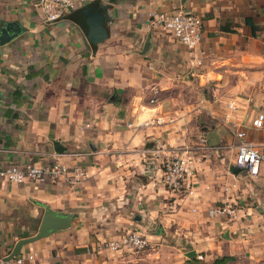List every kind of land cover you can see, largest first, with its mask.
I'll return each instance as SVG.
<instances>
[{"label":"crops","instance_id":"obj_1","mask_svg":"<svg viewBox=\"0 0 264 264\" xmlns=\"http://www.w3.org/2000/svg\"><path fill=\"white\" fill-rule=\"evenodd\" d=\"M35 3L0 0V168L58 160L87 178L72 187L0 181V256L50 212L68 224L23 244L19 253L35 254L24 264H185L189 252L203 264L220 256L264 264V161L255 179L230 170L232 129L264 107V96L252 97L264 89V0H89L53 23ZM179 8L202 22L191 52L147 21L149 12ZM210 87L225 97L204 95ZM155 118L164 124L136 128ZM159 137L200 148L194 198L158 183L148 151ZM245 141L264 154V127ZM225 197L240 205L236 223L217 211ZM129 229L149 248L94 251Z\"/></svg>","mask_w":264,"mask_h":264},{"label":"built area","instance_id":"obj_2","mask_svg":"<svg viewBox=\"0 0 264 264\" xmlns=\"http://www.w3.org/2000/svg\"><path fill=\"white\" fill-rule=\"evenodd\" d=\"M89 0H36L35 6L40 12L44 23H53L66 15L77 6L86 4ZM147 21L152 29L168 33L186 50H194L201 39L200 18L191 11L179 8L173 14L161 12L147 13ZM200 62L197 61L196 65ZM233 110L234 107L228 106ZM170 121H167V123ZM164 124L160 119H146L139 122L136 128L158 127ZM131 127V124L127 125ZM264 127V113L255 112L243 126L235 127L232 133L238 142L232 166L247 179H255L258 175L260 164L264 161V154L254 145L245 141L248 131H258ZM200 145L205 143V138L200 134ZM203 149H205L203 147ZM195 150L184 144H170L165 138H156L150 146L148 153L157 160L158 183L165 191L181 194L185 198H194L196 195V161ZM87 178V173L78 165H66L55 160L49 164L37 165L29 163L21 167L8 165L0 168V181L21 185L24 182L43 184L45 182H62L67 186H75ZM227 189H223L226 192ZM217 211L224 216L227 223H236L239 220L240 205L237 199L225 197L219 202ZM149 248V240L138 231L126 230L116 237L98 242L95 252H142ZM35 254L19 253L9 258V255L0 256V264H24L33 261ZM196 259L201 261V257Z\"/></svg>","mask_w":264,"mask_h":264},{"label":"water","instance_id":"obj_3","mask_svg":"<svg viewBox=\"0 0 264 264\" xmlns=\"http://www.w3.org/2000/svg\"><path fill=\"white\" fill-rule=\"evenodd\" d=\"M85 20L86 21H85V26L83 27L84 28L83 32L88 42L90 44H95L99 40L100 37L97 34V30L93 26H90V21L88 19H85ZM3 39L4 38H1L0 42H3ZM58 147H59L58 143L53 144L54 151L56 153H61L62 150L58 149ZM230 170L233 175H237L239 173V170L234 167H231ZM67 224L68 222L66 219L62 217H58V216L57 217L52 216L50 212H46L42 217L37 233L32 237L17 241L16 244L14 245V248L11 254L9 255V258L18 255L19 249L23 244L31 243L41 238H44L48 235L49 231L58 230L60 228L66 227ZM194 257H195V254L193 252H189L188 254H186L187 259H191Z\"/></svg>","mask_w":264,"mask_h":264},{"label":"rangeland","instance_id":"obj_4","mask_svg":"<svg viewBox=\"0 0 264 264\" xmlns=\"http://www.w3.org/2000/svg\"><path fill=\"white\" fill-rule=\"evenodd\" d=\"M215 90H216V88L214 89V87H210V89H208V90H204L203 94H204V95H208V96L211 97V98H212V97H213V98H217L218 96H220V97H225V95H218V93L215 92ZM254 94L258 95L259 97H263V96H264V89H262L261 86L258 85V88L254 89V90L252 91V97L255 98L256 95L254 96ZM251 99H252V98H251ZM252 101L255 102V100H252ZM238 109H240V111H242L241 108L238 107ZM257 112H258V111H257ZM262 112H264V107H262ZM253 115H254V114H253ZM253 115H252V116H253Z\"/></svg>","mask_w":264,"mask_h":264},{"label":"trees","instance_id":"obj_5","mask_svg":"<svg viewBox=\"0 0 264 264\" xmlns=\"http://www.w3.org/2000/svg\"><path fill=\"white\" fill-rule=\"evenodd\" d=\"M251 30L253 33L254 27L251 26ZM231 258L229 257H224V256H220V257H216L214 258L209 264H227L228 262H230ZM185 264H203L200 263V261H198L196 258H191L188 259Z\"/></svg>","mask_w":264,"mask_h":264}]
</instances>
